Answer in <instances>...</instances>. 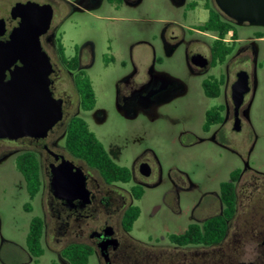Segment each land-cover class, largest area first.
I'll list each match as a JSON object with an SVG mask.
<instances>
[{"label":"flooded vegetation","instance_id":"1","mask_svg":"<svg viewBox=\"0 0 264 264\" xmlns=\"http://www.w3.org/2000/svg\"><path fill=\"white\" fill-rule=\"evenodd\" d=\"M27 1L49 4L53 10L50 28L40 37V45L50 64L47 90L51 98L61 101L62 119L45 137H0V167L10 170L8 176L12 183H17V190L23 188L24 182L28 201L21 206V211L29 217L24 245L0 235L1 243L10 245L0 263L41 264V257L48 250L51 251L50 240L60 247V250L49 252L56 258L55 261L50 260V264H57L56 261L58 264H71V259L63 251L72 245L91 248L98 264H106L98 245L115 240L116 248L113 245L107 247L109 264H122L130 249H133L131 255L146 254L148 264H158L159 261L165 264H264V172L257 158V147L261 139L252 121L253 106L259 90V74L263 69L260 59L264 30L258 29L251 36H245L241 28L249 25H238L229 19L218 9L214 0H211L208 9L204 8L202 2H197L192 7L191 0H162V6L156 8H160L164 17L157 21L158 31L150 39H139L108 25L111 32L107 36L106 51L102 53L100 63L104 71L114 69L116 74L113 90L110 91L109 83H105L102 94L113 98L121 117L133 120L144 114L154 120L159 117L169 120L172 116H177L180 127L176 131L170 128L166 130L171 140V135L178 132L175 142L184 146H213L214 143L227 149L235 145L244 150L242 167L229 173L228 180L235 177L236 213L232 219L225 221L226 230L221 241L210 246H179L168 239V244L153 246L127 239L128 232L123 224L132 208L140 209L135 203L141 200L145 189L161 184L162 169L143 153L135 155L130 163L121 164V149L111 147L108 151L90 130L85 116H91L99 125L107 120L105 110L96 107L94 83L87 73L96 61L95 45L88 42L82 46L84 52L78 48L72 57H68L62 43L63 35L59 33V27L66 19L67 9L93 11L106 7L110 11L103 19L114 25L117 18L111 13L121 14L126 9L138 7L144 0L18 2ZM18 2L0 0V19L4 21V32L0 35L2 43L10 40L12 30L20 22V19H13L11 16V9ZM200 5L207 13V19L210 12L214 11L219 13L222 21L229 22L233 29L220 38L219 44L215 43L219 40L216 34L202 30L207 19L200 22L195 18V11ZM203 36L212 39L205 43ZM22 66L20 60L8 65L3 81L9 82L12 73ZM244 78L246 90L237 105L233 98L234 87L239 79ZM85 87L94 95L95 103L90 109L87 108L84 95L87 89ZM171 105L173 110L168 108ZM74 118L84 121L109 159L128 171L130 179L127 183L117 181L121 173L108 171L97 160L84 156L85 152L90 154V151L81 152L75 148L74 138L81 135L76 130L82 126L73 125L71 122ZM142 165L146 166L144 171L148 173L147 176L141 173ZM67 168H71V175L77 173L84 177V189L87 193L84 200L79 197L71 200L61 198L54 188V172ZM31 171L35 172L33 176L36 180L27 186L23 174L32 178ZM178 172L180 177L172 182L171 189L177 202L180 191L187 193L195 188L184 172ZM152 177L157 180L147 182ZM243 179H250L248 188L244 190L240 187ZM29 188H37V193L31 196ZM220 196V192H204L193 203L191 222L186 229L192 224L201 225L206 219L221 214L224 206ZM257 199L262 200V204L256 205ZM200 207L203 212L195 215ZM213 207L219 208V212L204 217L213 213ZM242 208L256 211L257 220L253 221L254 224L251 223L250 228H242L235 223ZM256 221L261 223L260 228L255 226ZM109 228L111 235L107 238L105 231ZM38 232L41 233V256L37 254L39 248L27 240L30 233ZM201 250L209 253H199ZM192 251L196 252L191 254ZM175 254L178 259L173 257ZM188 254L194 257H189ZM206 255L209 257L206 258ZM168 256L173 258L169 259Z\"/></svg>","mask_w":264,"mask_h":264},{"label":"rangeland","instance_id":"2","mask_svg":"<svg viewBox=\"0 0 264 264\" xmlns=\"http://www.w3.org/2000/svg\"><path fill=\"white\" fill-rule=\"evenodd\" d=\"M23 0H10L15 3ZM162 0H144L141 5L133 9H126L121 14L111 13L117 20L114 25L109 24L103 18L110 11L108 8H98L93 11L85 10H66V19L59 27V33L63 35L62 43L65 47V53L72 57L76 49H83V45L90 42L95 45L94 65L87 71L90 79L94 83L96 91V107L102 108L107 114V120L99 125L91 116H85V120L90 130L103 143L109 151L111 147L121 149V164L130 163L139 154H144L148 160L162 169V182L155 188L145 189L144 195L140 201L135 204L140 207V216L133 225V229L128 233L127 239H134L141 243L153 246H162L168 244V236L171 234H182L187 225L190 224L191 209L194 207L199 197L206 191L219 193V185L228 181L229 173L232 170L242 167V157L244 150L241 147L231 145L230 148H223L213 143L210 145L197 144L194 146H184L175 142L178 132L169 138L168 131H176L180 125L178 117L172 116L171 119L159 117L151 119L144 114H140L133 120L121 117L114 106L111 96L105 97L102 94V87L109 83L110 91L113 90L116 71H104L100 63L102 53L106 51V39L112 29L119 32L129 33L139 39H150L158 31L157 21L164 17L160 8ZM166 7L168 5L165 4ZM157 7V8H156ZM171 10V7H168ZM180 12V11H179ZM58 15V14H57ZM58 17H55L57 23ZM195 18L200 22L207 19V13L201 5L195 11ZM108 23V24H107ZM264 30V28L246 26L241 28L245 36H251L255 30ZM211 37H204L203 41L209 43ZM262 56L260 62L263 66L259 74V90L254 102L252 113L253 125L260 135L258 145V164L264 172V42L261 44ZM146 49V48H145ZM140 48L138 47V52ZM173 110V106H169ZM177 111V110H176ZM156 157V159L154 158ZM256 162V161H254ZM184 172L191 183L195 186L192 191L179 192L177 202L176 195L171 191L172 182L179 179V172ZM9 169L0 167V235L5 239H11L18 244L24 245L25 236L28 231L29 217L21 211V206L28 201V196L22 182V189L17 190L16 185L10 181ZM157 180L152 177L147 182L152 183ZM250 179H243L242 189L248 188ZM262 200L257 199V204H262ZM202 207L198 208L195 215L202 213ZM219 208L213 207L215 215ZM254 209L242 208L236 219V224L243 227H251L254 220H257ZM203 217V218H204ZM200 222V221H199ZM255 226L261 227V223L256 221ZM51 251L48 250L41 257V264H50V260H56L55 256L49 252L60 250L53 241H50ZM10 245L2 244L0 240V259L5 257ZM133 249L129 250V255L123 259L122 264H148L146 254L131 255ZM196 251H192L194 254ZM209 253L201 250L199 253ZM173 255L175 259H178ZM189 257H194L188 254ZM168 256L169 259L173 258ZM209 255H206L208 258ZM58 264V261H56ZM1 264V263H0ZM88 264H98L96 256L92 254L88 259ZM158 264H165L162 261Z\"/></svg>","mask_w":264,"mask_h":264},{"label":"water","instance_id":"3","mask_svg":"<svg viewBox=\"0 0 264 264\" xmlns=\"http://www.w3.org/2000/svg\"><path fill=\"white\" fill-rule=\"evenodd\" d=\"M218 9L238 25L264 28V0H214ZM13 19H20L10 34V40L0 42V137L17 139L23 136L45 137L47 132L62 119L61 101L51 98L47 90L49 61L40 45V37L50 28L53 10L49 4L32 1L18 2L11 9ZM4 21L0 19V35ZM20 60L23 66L12 73L11 80L3 81L8 65ZM246 81L239 79L234 87V100L238 105L245 93ZM141 166V173L148 175ZM71 168L54 172L52 184L59 197L85 199L84 177ZM86 202V200H85ZM111 229L105 231L108 238ZM116 241L98 245L106 264L107 247Z\"/></svg>","mask_w":264,"mask_h":264},{"label":"trees","instance_id":"4","mask_svg":"<svg viewBox=\"0 0 264 264\" xmlns=\"http://www.w3.org/2000/svg\"><path fill=\"white\" fill-rule=\"evenodd\" d=\"M193 1L192 7L197 5V2H202L205 9H208L211 4V0H191ZM202 30L206 32H211L216 34L219 40L215 41L216 44L220 43V38L225 34L230 32L232 29L229 22H224L220 19L219 13L214 11L210 12V16L207 21L203 24ZM87 88V87H85ZM90 89H86L85 98L87 100V108L94 106V95ZM73 125L82 126L81 129L76 130L77 134H81L78 138H74L76 143L75 148L79 149L81 152L90 151V154L84 153V156L97 160V162L103 168L108 169V171L114 172L117 171L121 175L117 178L118 182L127 183L130 179L129 173L126 169L121 168L115 165L108 157L106 151L103 149L101 143L96 139L94 134L89 131L86 123L79 118H74L71 122ZM81 137V138H80ZM29 156V155H27ZM20 172L21 169L19 168ZM34 171H36L34 169ZM34 171H31L32 176ZM26 180L27 186H30V182H34L36 178H32L29 175L23 174ZM235 176V175H233ZM235 177H231L230 180L220 183L219 192L221 194V202L224 206V209L221 214L210 217L206 219L201 225L192 224L190 225L182 234L170 235L168 237L171 243H174L179 246H190V245H201V246H210L218 244L223 238L226 230L225 221L230 220L235 215V194H234V180ZM33 180V181H32ZM31 196H34L37 193V188L31 190L29 188ZM137 197H140V194H137ZM140 216V209L132 208L128 215L125 217L123 227L126 232L130 233L133 229L134 223ZM41 233L38 232L30 233L28 236V242L31 241V244L36 245L39 248V240ZM65 255H68L71 259V264H88L89 257L93 254V250L87 246L83 245H72L63 251ZM38 256L43 255V250L39 248ZM161 262V261H160Z\"/></svg>","mask_w":264,"mask_h":264}]
</instances>
